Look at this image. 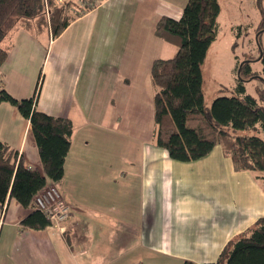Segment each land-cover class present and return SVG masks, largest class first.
Here are the masks:
<instances>
[{
	"label": "crops",
	"instance_id": "crops-1",
	"mask_svg": "<svg viewBox=\"0 0 264 264\" xmlns=\"http://www.w3.org/2000/svg\"><path fill=\"white\" fill-rule=\"evenodd\" d=\"M186 2L100 0L56 37L31 22L2 42L8 50L0 69L6 91L30 97L42 74L37 109L69 118L73 131L57 184L70 206L67 239L54 226L24 229L20 221L30 208L10 198L0 212V264L212 263L264 215V175L236 169L221 146L204 161H193L202 166L201 192L192 191L191 183L187 192L178 191L166 181L174 163L153 142L150 72L155 59L173 57L177 46L156 35L155 26L162 16L180 18ZM250 55L258 52L252 48L242 59ZM246 81L255 85L254 94L246 93L257 97L262 80ZM111 137L117 147L110 146ZM123 138L143 143L146 161L123 159ZM0 142L41 169L28 119L6 101H0Z\"/></svg>",
	"mask_w": 264,
	"mask_h": 264
},
{
	"label": "trees",
	"instance_id": "trees-1",
	"mask_svg": "<svg viewBox=\"0 0 264 264\" xmlns=\"http://www.w3.org/2000/svg\"><path fill=\"white\" fill-rule=\"evenodd\" d=\"M256 0L261 19L256 27V39L264 32V8ZM70 1L0 0V69L8 50L2 45L20 24L38 29L47 27L56 37L73 18L66 14ZM218 0H187L180 18L162 16L155 33L177 46L175 55L155 59L151 65L154 88V131L156 145L166 150L176 161L189 162L208 155L219 145L236 169L264 172V79L257 97L246 93L244 82L255 78L249 62L261 51L259 61L264 74V47L260 42L257 56L245 57L240 68L241 78L229 95L215 97L204 104L202 63L216 37ZM236 43V42H235ZM235 43L233 44L235 46ZM243 61V60H242ZM42 83L39 73L33 94L15 98L1 83L0 101L17 108L30 124L41 161V169L28 166L18 151L0 142V212L10 198L30 211L21 219L24 229H44L51 221L33 206L34 195L50 180L56 186L63 177V165L70 147L72 122L67 117L54 116L36 107ZM66 229L62 234L66 236ZM183 264H200L184 260ZM204 264H264V215L258 217L244 233L231 239L217 260Z\"/></svg>",
	"mask_w": 264,
	"mask_h": 264
},
{
	"label": "rangeland",
	"instance_id": "rangeland-1",
	"mask_svg": "<svg viewBox=\"0 0 264 264\" xmlns=\"http://www.w3.org/2000/svg\"><path fill=\"white\" fill-rule=\"evenodd\" d=\"M67 1L68 0H66V2ZM74 1L75 0H70L72 3ZM253 1L256 2V0H219L221 10L219 17L217 18L218 27L216 37L211 43L201 67L204 104L207 106L210 105L215 97L231 94L227 89L233 90L235 83L241 78L240 72L239 76L237 75V70L239 63L244 60L242 59L244 53H252V48H254V52H258L256 44L258 42L264 46V32L260 33L259 38L256 39L257 34L255 30L260 17ZM262 4L264 5L263 1ZM84 5L83 2L81 5L70 4L66 10L67 16L72 18L78 15L86 8V5ZM234 42H236V45L235 47H232ZM232 48H234V50ZM253 58L254 57H250L253 69L256 68L262 73L261 63L255 59L253 60ZM250 84L251 83H248L247 81L244 82L246 91L254 94L255 85L253 84L251 86ZM115 139L117 138L111 137L108 139L111 147H117ZM123 140L125 141L122 146L123 149L121 148L123 159L133 160L135 162L146 161L145 153L142 148L143 143H135L128 138H123ZM218 146L217 148H219ZM107 147H109V144ZM109 151L112 154L110 149ZM206 156L208 157V155ZM206 156L200 158L198 161H194L198 163L204 161ZM152 160L156 161L157 158H153ZM170 162H173L174 165H171L170 171L166 172V181L168 185L175 186V189L178 191L181 190L182 192H187L190 189L191 183L193 185L191 187L192 191L197 190L198 192H201L200 183L203 179L200 177L202 168L200 164L195 165L196 163L193 161H189V163L170 160ZM249 172L253 173L254 171L249 170ZM261 174L264 175V172ZM163 177L165 178L164 175ZM260 179L262 180L263 178ZM235 186L238 187V184ZM116 226L119 228L121 226L120 222H117Z\"/></svg>",
	"mask_w": 264,
	"mask_h": 264
},
{
	"label": "built area",
	"instance_id": "built-area-1",
	"mask_svg": "<svg viewBox=\"0 0 264 264\" xmlns=\"http://www.w3.org/2000/svg\"><path fill=\"white\" fill-rule=\"evenodd\" d=\"M100 0H87V7L96 6ZM33 206L42 211L51 221V226L58 228L61 233L65 230L64 223L70 214V206L61 194L58 186L52 182L40 189L33 197Z\"/></svg>",
	"mask_w": 264,
	"mask_h": 264
},
{
	"label": "water",
	"instance_id": "water-1",
	"mask_svg": "<svg viewBox=\"0 0 264 264\" xmlns=\"http://www.w3.org/2000/svg\"><path fill=\"white\" fill-rule=\"evenodd\" d=\"M260 55H261V51H259V55H258V57L256 58V60H259ZM244 61H246V60L241 61V62L239 63V65H238V70H237V75H238V76H239L240 68H241V66H242V64H243ZM255 78H258V79H260V80L263 81V78H262L260 75L255 76Z\"/></svg>",
	"mask_w": 264,
	"mask_h": 264
}]
</instances>
